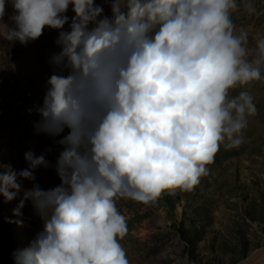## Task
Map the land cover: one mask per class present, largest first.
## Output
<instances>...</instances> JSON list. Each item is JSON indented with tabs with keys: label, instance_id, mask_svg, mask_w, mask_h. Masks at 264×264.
Listing matches in <instances>:
<instances>
[{
	"label": "clouds",
	"instance_id": "1",
	"mask_svg": "<svg viewBox=\"0 0 264 264\" xmlns=\"http://www.w3.org/2000/svg\"><path fill=\"white\" fill-rule=\"evenodd\" d=\"M241 9L258 12L255 0H0V35L27 45L55 30L60 49L34 124L60 149L55 164L35 150L20 170L0 161V197L18 200L9 223L23 226L30 204L42 224L13 264H129L117 199L190 190L221 145L245 143L264 36L250 46ZM41 168L60 183L43 188Z\"/></svg>",
	"mask_w": 264,
	"mask_h": 264
},
{
	"label": "rangeland",
	"instance_id": "2",
	"mask_svg": "<svg viewBox=\"0 0 264 264\" xmlns=\"http://www.w3.org/2000/svg\"><path fill=\"white\" fill-rule=\"evenodd\" d=\"M255 2L256 14L241 9L232 17L237 29L247 31L250 46L257 35L264 36V0ZM12 11L8 4L9 16ZM68 15H74L71 7ZM57 36V31L46 29L38 41L23 45L0 35V161L17 170L27 166L28 150L44 153L53 165L60 151L34 128L39 120L35 108L42 104L53 74L49 61L60 50ZM246 90L255 97L258 113L249 118L245 143L234 149L221 145L197 185L165 191L149 204L117 199L128 227L121 244L129 264H264V80ZM48 148L53 152L47 153ZM36 175L45 189L60 183L54 168H41ZM25 187L32 185L25 181ZM17 204L0 197V264H13L11 254L28 247L42 228L30 204L24 209L23 226L9 223L17 219Z\"/></svg>",
	"mask_w": 264,
	"mask_h": 264
}]
</instances>
